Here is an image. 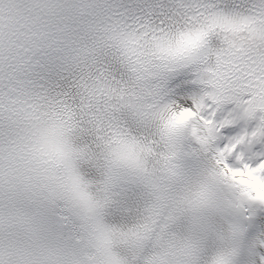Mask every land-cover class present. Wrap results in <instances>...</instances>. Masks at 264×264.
Wrapping results in <instances>:
<instances>
[{"label": "snow or ice", "instance_id": "1", "mask_svg": "<svg viewBox=\"0 0 264 264\" xmlns=\"http://www.w3.org/2000/svg\"><path fill=\"white\" fill-rule=\"evenodd\" d=\"M0 264H264V0H0Z\"/></svg>", "mask_w": 264, "mask_h": 264}, {"label": "clouds", "instance_id": "2", "mask_svg": "<svg viewBox=\"0 0 264 264\" xmlns=\"http://www.w3.org/2000/svg\"><path fill=\"white\" fill-rule=\"evenodd\" d=\"M195 43V40L193 39V40H189L188 42H187V44H189V45H191V44H194Z\"/></svg>", "mask_w": 264, "mask_h": 264}]
</instances>
